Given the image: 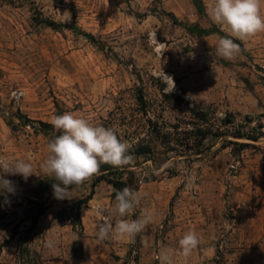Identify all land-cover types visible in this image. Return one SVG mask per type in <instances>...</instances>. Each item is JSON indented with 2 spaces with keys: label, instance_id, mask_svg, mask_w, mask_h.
<instances>
[{
  "label": "rangeland",
  "instance_id": "rangeland-1",
  "mask_svg": "<svg viewBox=\"0 0 264 264\" xmlns=\"http://www.w3.org/2000/svg\"><path fill=\"white\" fill-rule=\"evenodd\" d=\"M201 1L204 13L194 0H0V157L24 159L35 172L27 180L3 174L18 193H0L19 199L23 206L12 210L20 217L28 208L24 199L48 177L41 164L48 142L58 134L55 129L46 133L40 122L50 124L53 116L72 113L113 129L130 145L133 159L118 169L126 170L124 180H132L133 172L140 183L137 192L144 195L126 218L136 219L147 209L153 221L132 243L121 241L122 247L129 246L126 263L160 264L166 250L176 264H185L176 253L178 240L189 230L202 239L186 264L256 261L258 254L252 252L264 248V140L234 155L232 147L223 149L221 140L210 138L204 154L195 159L169 151L154 131L173 134L176 125L185 130L193 119L190 109L208 104L217 105L219 114L232 112L240 121L247 116L264 121V32L240 41L224 31L241 49L233 59H225L215 47L223 36H200L185 27L222 30L207 14L211 0ZM48 20L70 28L54 29L44 22ZM81 33L94 35L97 42ZM151 34L155 37L150 43ZM140 146L153 151L131 154ZM114 172L111 178H119V171ZM96 180L93 176L69 187L70 198L55 197L62 203L55 214L69 220L79 234L72 223L78 217L76 202L95 190L97 204L105 211L98 224L91 225L95 240L88 246L106 253L102 263L89 264H109L118 256L113 245L120 241H96V233L114 207L115 188L105 180L94 187ZM85 217L91 218L87 213ZM11 230L0 232V252ZM81 245L73 246L68 257L83 258ZM18 247L0 264L42 263L31 240Z\"/></svg>",
  "mask_w": 264,
  "mask_h": 264
},
{
  "label": "clouds",
  "instance_id": "clouds-1",
  "mask_svg": "<svg viewBox=\"0 0 264 264\" xmlns=\"http://www.w3.org/2000/svg\"><path fill=\"white\" fill-rule=\"evenodd\" d=\"M262 5L264 0H211L207 5V14L214 23L222 26L228 36L245 41L257 33L264 32ZM154 37L155 34L150 35V43ZM215 47L217 55L229 60L241 51L240 45L227 37L220 38ZM48 122L59 135L48 142V155L41 164V169L48 177L57 181L52 185L57 199L70 198L69 186H79L97 175L102 164L121 168L129 165L133 159L129 155L130 145L119 139L111 128L94 125L72 113L55 115ZM5 173L19 174L27 180L35 172L32 164L24 159L7 160L0 157V190L12 193L13 182L4 178ZM143 195L128 187L115 192L114 207L103 216V222L98 225V241L130 240L147 229L153 221V213L150 210H143L136 219L126 218L139 206ZM96 211L100 214L105 209L97 204ZM201 239L194 230L185 232L178 240L179 251L176 255L182 257L186 264ZM159 259L160 264H176L166 250L161 252Z\"/></svg>",
  "mask_w": 264,
  "mask_h": 264
},
{
  "label": "trees",
  "instance_id": "trees-1",
  "mask_svg": "<svg viewBox=\"0 0 264 264\" xmlns=\"http://www.w3.org/2000/svg\"><path fill=\"white\" fill-rule=\"evenodd\" d=\"M195 5L200 13H204V5L201 0H194ZM170 17L176 24H182L179 18L173 12L169 13ZM54 29H69L70 26L65 23H57L52 20L44 21ZM190 32H194L200 36H210L219 34L223 37L229 38L225 32L219 28L207 29L199 25H187L185 26ZM92 42L96 43L97 39L92 34L81 33ZM245 51V48L242 46ZM140 103L142 106L146 105L144 96L140 97ZM193 119L188 122V126L185 130L181 129V126H174L175 132L163 133L160 129L155 128L154 131L160 137L162 143L167 147L169 151H177L181 154L187 155L189 158H195L196 156L204 154V146L206 142L212 138L221 140L223 149L232 147L234 155L242 153L245 149L251 147H257V143L264 140V121H255L253 118L248 117L244 121H240L238 117L230 111H226L224 114H219L218 107L215 104H208L204 106H195L190 109ZM150 123L154 124L152 120ZM44 127L46 133L55 131L51 124L40 122ZM48 131V132H47ZM59 135V133L57 134ZM153 150L150 146H140L136 152L131 154H145L151 153ZM194 159V160H195ZM113 171H119V178H111L109 174ZM126 170H120L116 167H112L107 164L100 166V172L97 175V180L94 183V187L101 181L105 180L114 186L115 192L125 187L130 188L131 185H135L134 191L139 190V180H135V174L129 172L132 175V180H124L123 174ZM114 172V173H115ZM153 180H144L143 182H151ZM57 183L53 178L44 177L39 180L38 187L34 191L33 196H29L24 200L28 203V208L25 211V215L20 217L19 212L12 210L23 206L19 199L16 197L7 198L6 194L0 193V232L2 230L12 227L11 237L5 240L4 246L15 241L18 237L19 244L26 243V240H31L34 232L39 226L40 219L46 214L50 208L51 203L54 201V191L52 185ZM63 186V185H61ZM71 187V186H69ZM115 192L113 197L115 198ZM14 193L18 191L14 190ZM95 195L93 190L88 196L78 200L76 206L78 208L77 219H72V223L79 229V235L84 234V224L81 217V210L83 207L88 206L91 199ZM24 226L23 232L21 231ZM81 250V257L85 256L84 246H79ZM74 250V255H76Z\"/></svg>",
  "mask_w": 264,
  "mask_h": 264
},
{
  "label": "crops",
  "instance_id": "crops-1",
  "mask_svg": "<svg viewBox=\"0 0 264 264\" xmlns=\"http://www.w3.org/2000/svg\"><path fill=\"white\" fill-rule=\"evenodd\" d=\"M99 198V194L95 193L93 199L90 200L88 206L82 209V219L84 224V234L80 236L78 232H76L73 228H70V221L69 220H62L55 214L56 211L61 209L59 207L61 202L53 201V206L48 209L46 214L40 219V223L38 228L33 234L31 241L36 245L37 251L42 256V263L41 264H89L94 260L98 263L103 262V255L106 252L102 250L92 251L88 246V242L93 239L92 235H94L91 231V225H97L99 221L100 214L96 211V205ZM115 202L112 203L114 206ZM66 205V204H64ZM90 215L91 218L88 219L85 215ZM264 223V222H263ZM11 235L7 237V240L10 239ZM92 238V239H91ZM98 241V239H96ZM116 241V240H115ZM130 243H132L133 238H131ZM78 244H83L85 248V256L83 258H74L73 260L71 257H68L71 254L73 246ZM18 238L9 243L7 246L3 247L2 251L0 252V260L4 259V256L7 253L17 251L18 250ZM122 242L120 241L116 245H113L114 248L117 250H113L116 255L112 256L109 260V264H132L126 263V257L129 253L128 245L121 246ZM256 250V251H255ZM254 250V254H258L256 261H252L253 264H264V248L263 250L260 248H256ZM74 257V256H73ZM69 261L67 262V259Z\"/></svg>",
  "mask_w": 264,
  "mask_h": 264
}]
</instances>
